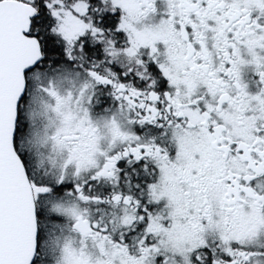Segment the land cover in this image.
Wrapping results in <instances>:
<instances>
[{
	"label": "snow or ice",
	"instance_id": "obj_1",
	"mask_svg": "<svg viewBox=\"0 0 264 264\" xmlns=\"http://www.w3.org/2000/svg\"><path fill=\"white\" fill-rule=\"evenodd\" d=\"M0 264H264V0H0Z\"/></svg>",
	"mask_w": 264,
	"mask_h": 264
}]
</instances>
